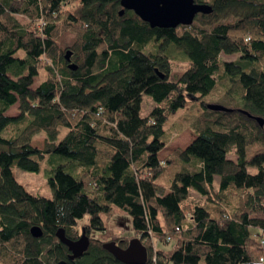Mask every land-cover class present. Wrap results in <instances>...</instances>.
<instances>
[{
    "label": "trees",
    "instance_id": "1",
    "mask_svg": "<svg viewBox=\"0 0 264 264\" xmlns=\"http://www.w3.org/2000/svg\"><path fill=\"white\" fill-rule=\"evenodd\" d=\"M194 2L212 9L195 17L199 26L152 29L131 11L120 17V0H0V264H121L93 235L112 236L105 224L115 208L129 216L147 264L152 241L157 264H253L254 251L264 258V151L245 157L251 145L264 148V125L246 115L264 121V0ZM170 45L187 63L175 79ZM224 54L237 57L222 61ZM217 88L230 112L206 108L204 97ZM142 95L155 104L146 117H139ZM188 98L201 109L186 124L196 139L163 161L197 171L175 174L166 190L155 182L162 126ZM14 105L18 114L7 116ZM28 127L45 131L44 151L29 140L17 144ZM7 130L11 137L1 135ZM44 154L67 160L74 175L63 165L51 171V199L30 195L12 174L13 166L37 172L33 157ZM189 189L203 205L186 202ZM83 216L88 222L76 230ZM37 226L42 235L34 239ZM58 229L72 241L83 230L87 252L70 260ZM113 240L124 249L132 239Z\"/></svg>",
    "mask_w": 264,
    "mask_h": 264
},
{
    "label": "rangeland",
    "instance_id": "2",
    "mask_svg": "<svg viewBox=\"0 0 264 264\" xmlns=\"http://www.w3.org/2000/svg\"><path fill=\"white\" fill-rule=\"evenodd\" d=\"M66 7L56 6L53 5V9L55 11L62 10ZM225 21H233V19H228ZM195 25H200L199 21L195 18L194 22ZM70 38H68L63 43L59 44L60 46H65L66 44H69ZM166 52H168L167 55H169V63H171V76L175 79L178 76L181 75V72L185 69V66H187V63L185 62V58L182 52H179L177 49L173 47V45H170L169 48H167ZM22 51L18 52L19 56H22ZM236 55L234 56H228V55H221L222 61H235ZM256 68L262 69V65L257 64ZM44 77V73L41 72L40 76L37 78H34V85L33 87H36L39 83H41V79ZM218 75L216 76V81H218ZM220 88H223L220 87ZM217 88L215 90L214 96H205L203 101H205L207 104H219L226 107V104L222 102V94L221 89ZM155 104L152 101L151 97L142 95V101L140 104V111H139V117H146L150 111L154 108ZM200 106L196 101H192L190 98L187 99V105L185 108L173 111L172 113H167L162 128L164 130V133L161 137L162 142L166 143L165 147L158 153V159L163 163V170L162 173L155 179V182L161 186H163L166 190H169L172 180L175 177V174L179 172H191L195 173L196 166L194 163H190L187 161H182L179 159H174L170 163H165L163 159L165 157H168L171 153L174 152L176 149H180L182 151H185L187 147H189L194 141H195V135L191 131V129L188 127L187 122L191 119H193L199 112H200ZM7 116H15L17 115V106L14 105L10 107V109L5 113ZM25 126V124L20 126V129H22ZM53 128H58L59 132L62 133L63 131L60 129L57 123H54ZM20 131H18L19 133ZM63 134V133H62ZM3 137H11L12 131H4L1 134ZM46 136L45 131H40L37 129H34L33 127L26 128L22 134H20V137L17 139V144H22V142H25L26 140H29L31 145H34L39 150L44 151L47 148V142L44 139ZM264 151V148L260 145H251L245 152L246 161H250L251 158L255 157L258 154H261V152ZM44 159L38 160L36 156L33 157V159H36L38 162L39 170L37 172H28V171H21L17 167H12V174L16 181L25 189L30 195L32 196H39L44 199L48 198L51 199V191L50 188H48L47 181L48 176L51 174V171L55 169L58 165H63V170L67 174L73 173L70 170L71 165L67 162V160L63 159L62 157L58 155H52V154H44ZM228 159L235 161V157L233 154H228ZM246 171L248 174H255L257 172L256 168L246 166ZM214 187L217 188L219 180L217 177L214 178ZM188 198L186 202L191 203L193 205L201 204L203 205V199L198 196L195 192L192 190H188ZM88 217L83 216L81 220L79 221L78 227H76V230H80L79 228L88 222ZM106 228L111 231L112 236L107 239L104 236L93 234L95 237H97L100 240H103L104 242L107 241H113V239L118 238H130L134 239L136 236L133 235L132 227H131V221L129 216H127L124 212L122 213L117 208L114 209V214L112 216V220L105 224ZM156 250L159 249L158 245L155 247ZM255 258H258V254L256 251L253 252Z\"/></svg>",
    "mask_w": 264,
    "mask_h": 264
},
{
    "label": "water",
    "instance_id": "3",
    "mask_svg": "<svg viewBox=\"0 0 264 264\" xmlns=\"http://www.w3.org/2000/svg\"><path fill=\"white\" fill-rule=\"evenodd\" d=\"M124 11H131L143 23H147L150 28L154 29H175L179 26L190 27L193 24L195 17L198 15L211 14V7L206 4H196L194 0H120L121 17ZM66 61H70V52L64 54ZM67 68L73 71L76 69L74 64H68ZM159 75V74H158ZM160 78L163 76L160 74ZM209 111L215 112H230L231 109L225 108L219 104H205ZM247 117L253 118L256 124L262 127L263 119L261 117H253L246 114ZM32 238L41 237L42 231L40 228L32 227L29 231ZM57 241L63 244L70 253L69 259L74 260L80 258L89 247L90 240L82 230L80 237L75 241L68 240L65 237L64 230L58 229L55 235ZM102 250L108 252L113 259L121 264H147V249L141 244L139 238H134L129 241L126 248L121 249L116 242L108 241L102 244Z\"/></svg>",
    "mask_w": 264,
    "mask_h": 264
},
{
    "label": "built area",
    "instance_id": "4",
    "mask_svg": "<svg viewBox=\"0 0 264 264\" xmlns=\"http://www.w3.org/2000/svg\"><path fill=\"white\" fill-rule=\"evenodd\" d=\"M177 232H178V229L176 230ZM263 233H264V229H263V231H262ZM170 240V238L168 237L167 238V241H169ZM152 253H151V257H150V259H151V264H157V261L160 259V258H158V257H156V252H157V250H156V248H155V245L153 244V241H152ZM253 264H264V258L263 257H261V256H258V258H255V262L253 263Z\"/></svg>",
    "mask_w": 264,
    "mask_h": 264
},
{
    "label": "crops",
    "instance_id": "5",
    "mask_svg": "<svg viewBox=\"0 0 264 264\" xmlns=\"http://www.w3.org/2000/svg\"><path fill=\"white\" fill-rule=\"evenodd\" d=\"M159 160V159H158ZM160 161V160H159ZM78 227V226H77Z\"/></svg>",
    "mask_w": 264,
    "mask_h": 264
}]
</instances>
